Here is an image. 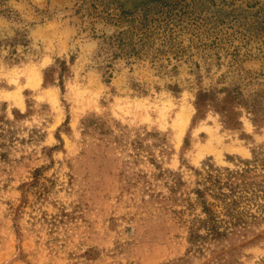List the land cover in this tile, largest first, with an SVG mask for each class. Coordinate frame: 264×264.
I'll return each mask as SVG.
<instances>
[{"label": "rangeland", "instance_id": "374dc122", "mask_svg": "<svg viewBox=\"0 0 264 264\" xmlns=\"http://www.w3.org/2000/svg\"><path fill=\"white\" fill-rule=\"evenodd\" d=\"M0 264H264V0H0Z\"/></svg>", "mask_w": 264, "mask_h": 264}, {"label": "trees", "instance_id": "16d2710c", "mask_svg": "<svg viewBox=\"0 0 264 264\" xmlns=\"http://www.w3.org/2000/svg\"><path fill=\"white\" fill-rule=\"evenodd\" d=\"M212 179V178H211ZM212 181V180H211ZM213 181L215 182V184H217V185H221V184H223L224 185V183H222V181H220V180H214V177H213ZM226 183H228V182H226ZM221 188L222 187H219L218 188V190L220 191L221 190ZM222 195V194H221ZM223 196H226V195H224L223 194ZM207 209V211L209 212V218L211 219V221L213 222V224H214V226H209V229H210V231H214V230H216L217 229V227L221 224V221L219 220V216L217 215V213H215V212H213L210 208H206ZM229 215H231V221H230V223H234V221H240V218L238 217V216H236V214L232 211V210H229Z\"/></svg>", "mask_w": 264, "mask_h": 264}]
</instances>
